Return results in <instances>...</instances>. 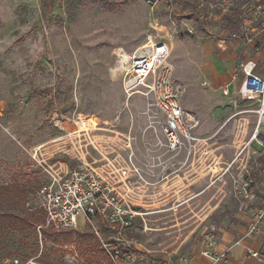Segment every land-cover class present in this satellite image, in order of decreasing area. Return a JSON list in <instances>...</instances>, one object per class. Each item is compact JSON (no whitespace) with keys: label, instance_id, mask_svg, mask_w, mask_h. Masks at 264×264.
I'll use <instances>...</instances> for the list:
<instances>
[{"label":"rangeland","instance_id":"374dc122","mask_svg":"<svg viewBox=\"0 0 264 264\" xmlns=\"http://www.w3.org/2000/svg\"><path fill=\"white\" fill-rule=\"evenodd\" d=\"M263 1L239 0L225 12L209 0H175L171 8L147 0H0V185H26V207L45 219L40 188L52 182L50 173L60 164L75 166L70 142L79 135L91 165L98 159L94 166L106 174L127 172L125 189L141 214L121 235L104 220L89 225L80 216V232L96 236L89 239L45 238L46 228L38 230L45 222L27 237L0 227V264L33 257L44 264H109L102 240L123 243L134 256L124 264H162L189 257L210 235L230 228L243 193L238 160L255 132L261 103L244 102L240 87L225 96L228 88L221 85L219 95L208 73H221L225 63L242 82L241 65L254 62L247 55L258 52L252 42L264 34L258 24L251 36L242 34V7ZM149 37L168 41L183 105L201 120L195 136L205 141L191 155L158 145L165 138L143 115L146 101L128 103L123 79L111 72L118 49L133 51ZM235 105L231 117L222 113ZM79 118L88 135L79 133ZM252 150L262 147L256 143ZM250 158L256 179L263 157Z\"/></svg>","mask_w":264,"mask_h":264},{"label":"built area","instance_id":"2783aa9c","mask_svg":"<svg viewBox=\"0 0 264 264\" xmlns=\"http://www.w3.org/2000/svg\"><path fill=\"white\" fill-rule=\"evenodd\" d=\"M175 0H147L152 7L170 3V8ZM211 7L220 6L225 12L237 7L239 0H209ZM244 23L241 32L249 37L255 32L254 27L259 24V30L264 31V1L258 2L253 6H247L244 10ZM179 28L176 26L172 36L177 34ZM189 33H194V29L188 27ZM115 62L111 68L112 74L123 79V89L127 102L135 97H140L146 101V110L143 112L145 117L151 120L153 128L158 129L164 136L165 141L158 142L161 147H167L169 151L179 155L183 150L189 155L196 152V144L202 141L195 136V131L201 124L197 114L187 110L182 102V89L176 83L175 72L170 63V45L167 40H159L149 37L147 41L133 51H125L123 48L116 52ZM244 79L239 89L240 97L247 101H257L261 103L257 127L255 132L247 142L240 155L252 148L253 143L259 144L264 148V77L255 73L256 63L247 62L241 65ZM224 95L229 96L230 91L224 90ZM79 124L81 118H79ZM85 125L81 123L82 136L88 135ZM86 128V129H85ZM102 128H98V131ZM93 131V130H91ZM75 131L74 133H77ZM86 133V134H85ZM209 140V139H208ZM72 149L69 158L74 167L67 163L60 164L59 169L50 173L51 183L40 188L39 197L41 198L40 208L45 214V225L38 228L52 229L57 232L72 231L78 229V218L83 216L89 225H93L94 219L104 220L109 225V231L122 234L124 229L131 226L133 219L140 216L136 204L132 202L130 192L124 175L115 172L106 174L105 170L98 166V159L92 165L87 161L89 153H85V145L78 135L75 142H70ZM94 149L101 153L99 147L91 144ZM99 146V145H98ZM127 147H130L129 144ZM93 158V157H92ZM99 165V164H98ZM113 165V164H112ZM243 173L239 175V184L243 187L244 202L242 209L249 208L250 202L257 199V187L255 185L251 169L248 165L242 167ZM129 175V174H128ZM129 188V187H128ZM261 208H257L253 215V220L244 238H249L260 233L261 225L264 222V191L262 193ZM141 231V228H137ZM41 235V234H40ZM102 240V239H101ZM116 240V239H115ZM216 237L214 234L208 237L207 249L203 252L211 256L214 262H229L231 249L216 254L212 252ZM103 247L107 257L114 264H124V262L134 261L131 252H124L120 240L116 242L103 241ZM240 242H237L239 244ZM253 257H259L258 252L249 251ZM185 259V258H184ZM185 261V260H184ZM165 261L162 264H169ZM11 264H44L39 257L27 260L14 258Z\"/></svg>","mask_w":264,"mask_h":264},{"label":"crops","instance_id":"0c3cea01","mask_svg":"<svg viewBox=\"0 0 264 264\" xmlns=\"http://www.w3.org/2000/svg\"><path fill=\"white\" fill-rule=\"evenodd\" d=\"M247 6H253V5H245L243 10ZM259 25V24H258ZM260 26V25H259ZM255 29V28H254ZM256 30V29H255ZM254 30V31H255ZM253 47H255L258 52L254 55H247L248 60H252L256 63V70L255 73L258 74L261 77H264V34H261L260 36H257L254 38ZM245 56V57H247ZM174 68V67H173ZM221 69H224L221 73L220 72H212L211 74L208 73L210 80L213 82V90L215 92L220 93L219 87L222 85H225L226 88H228L229 91H235L238 90V88L241 86L242 82L240 83L235 73V69L232 66H228L227 64H223L220 66ZM214 69V68H213ZM232 86H236L234 89H232ZM219 95L224 96L222 93ZM243 100V99H242ZM244 102H246L244 100ZM247 103V102H246ZM220 105V103L218 104ZM235 108H230L226 106L223 108V114H226L227 116L231 117L234 113H236L238 110H235ZM196 113L195 111H193ZM197 114V113H196ZM198 115V114H197ZM204 115V113H203ZM199 116V115H198ZM213 130V129H212ZM209 141V140H208ZM253 143L252 147L254 146ZM241 155V157L238 161L239 162V169H240V174L243 173L242 167L244 165H250L249 160L251 159L250 156L254 157H263L264 161V148L262 147V150L259 152H256L252 150H246L244 151ZM195 160V158H194ZM237 161V160H236ZM253 161V160H252ZM237 163V162H236ZM253 163V162H252ZM264 163V162H263ZM258 165V163H255ZM251 171H253L254 164L250 165ZM253 174V173H252ZM259 176L261 178H259ZM259 176L253 177L255 185L258 189L257 193V199L254 202H250L249 208L247 209H242V204L244 202H248L244 198V192L241 193V202L239 206V214H238V220L230 225V228L222 231L220 234L216 235V240L215 243L213 244L212 247V252L216 254H220L227 249H231L230 251V256H229V262L227 264H264V222L261 225L260 228V233L249 237V238H244L245 234L248 231V228L253 220V215L254 212L256 211L257 208H261L263 206L262 203V193L263 191H259V187L261 186L262 188L264 187V182L261 183V180L264 178V171L259 173ZM259 184V186H258ZM243 191V190H242ZM237 242H240L237 244ZM207 249V245L204 247L200 248L198 251L193 252L189 257L184 258H179L176 260H170L168 259L167 261H170L169 264H225L223 262H214L211 256L205 255L203 252ZM249 251H254L258 252L260 254L259 257H253L249 254ZM185 260V261H184Z\"/></svg>","mask_w":264,"mask_h":264},{"label":"trees","instance_id":"16d2710c","mask_svg":"<svg viewBox=\"0 0 264 264\" xmlns=\"http://www.w3.org/2000/svg\"><path fill=\"white\" fill-rule=\"evenodd\" d=\"M29 191L30 189L26 185L18 182H11L9 185H0V227L13 229L22 237L29 236L30 231L37 224L45 222V219L35 216L26 207V199ZM80 231L76 229L57 232L48 228L42 230V235L52 240L68 238L73 234L78 236L79 239L96 237L95 234L89 231L84 233ZM108 263L111 264L109 261Z\"/></svg>","mask_w":264,"mask_h":264},{"label":"bare ground","instance_id":"6f19581e","mask_svg":"<svg viewBox=\"0 0 264 264\" xmlns=\"http://www.w3.org/2000/svg\"><path fill=\"white\" fill-rule=\"evenodd\" d=\"M258 113H262V111H259Z\"/></svg>","mask_w":264,"mask_h":264}]
</instances>
